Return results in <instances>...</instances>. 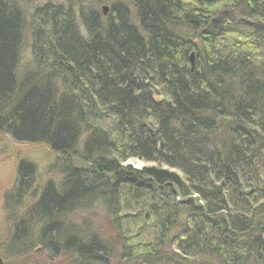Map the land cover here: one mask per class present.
<instances>
[{
	"label": "trees",
	"instance_id": "1",
	"mask_svg": "<svg viewBox=\"0 0 264 264\" xmlns=\"http://www.w3.org/2000/svg\"><path fill=\"white\" fill-rule=\"evenodd\" d=\"M21 3L0 137L50 176L16 157L2 262L264 264V0Z\"/></svg>",
	"mask_w": 264,
	"mask_h": 264
},
{
	"label": "rangeland",
	"instance_id": "2",
	"mask_svg": "<svg viewBox=\"0 0 264 264\" xmlns=\"http://www.w3.org/2000/svg\"><path fill=\"white\" fill-rule=\"evenodd\" d=\"M45 1L48 0H22L21 4L25 10H28L33 6L37 4H41ZM50 1H53L55 3H62L64 0H50ZM103 6H108V5L105 3L102 4L101 11H103L102 10ZM2 138L3 139H1L0 137V243L1 241L4 242V239H6L7 236L9 235L8 234L9 225L6 223L3 217L2 202H3L4 193L9 189L13 178V169H14V162L16 157L19 155H25L29 159L33 160L37 165L38 169L40 170L38 172V175L42 173V164L44 167V163H45L44 160L45 158H47L44 149H42L41 147L32 148L26 144H17L6 136L5 137L2 136ZM128 162L134 168H141L144 166L152 165V163L141 162L135 159L129 160ZM46 175L42 173L41 180H44L46 177L50 176V174H48L47 176ZM44 256L46 257L45 254ZM52 261L53 260L48 259L46 260L45 264H57L56 262H52ZM36 262L37 263L40 262V259L36 258ZM6 264H15V263L12 259L10 260L8 259Z\"/></svg>",
	"mask_w": 264,
	"mask_h": 264
},
{
	"label": "water",
	"instance_id": "3",
	"mask_svg": "<svg viewBox=\"0 0 264 264\" xmlns=\"http://www.w3.org/2000/svg\"><path fill=\"white\" fill-rule=\"evenodd\" d=\"M102 12H103V14H106V12H107V10H108V7L107 6H103L102 7ZM189 63H190V70H192L193 69V63H194V56H193V53H191L190 55H189ZM0 263H1V260H0Z\"/></svg>",
	"mask_w": 264,
	"mask_h": 264
},
{
	"label": "flooded vegetation",
	"instance_id": "4",
	"mask_svg": "<svg viewBox=\"0 0 264 264\" xmlns=\"http://www.w3.org/2000/svg\"><path fill=\"white\" fill-rule=\"evenodd\" d=\"M0 264H4V262H2V260H1V263Z\"/></svg>",
	"mask_w": 264,
	"mask_h": 264
}]
</instances>
